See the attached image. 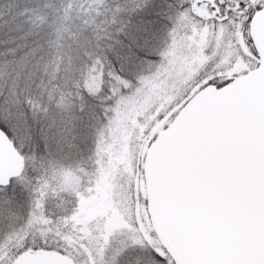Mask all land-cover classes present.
Listing matches in <instances>:
<instances>
[{
	"label": "snow or ice",
	"instance_id": "6c2138e0",
	"mask_svg": "<svg viewBox=\"0 0 264 264\" xmlns=\"http://www.w3.org/2000/svg\"><path fill=\"white\" fill-rule=\"evenodd\" d=\"M0 264H264V0H0Z\"/></svg>",
	"mask_w": 264,
	"mask_h": 264
}]
</instances>
